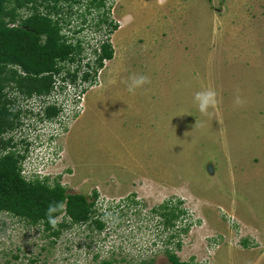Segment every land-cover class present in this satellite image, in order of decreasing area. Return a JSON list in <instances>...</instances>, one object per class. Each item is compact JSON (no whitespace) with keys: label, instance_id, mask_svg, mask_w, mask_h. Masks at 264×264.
<instances>
[{"label":"rangeland","instance_id":"obj_1","mask_svg":"<svg viewBox=\"0 0 264 264\" xmlns=\"http://www.w3.org/2000/svg\"><path fill=\"white\" fill-rule=\"evenodd\" d=\"M104 1L80 36L104 38L117 24L115 55L98 83H81V113L68 110L53 139L54 125L18 98L29 112L15 136L32 146L31 172L90 200L98 193L105 229L75 225L47 239L43 227L0 214V264H172L173 234L183 262L264 264V0ZM75 11L71 33L82 26ZM132 75L147 82L129 92ZM206 89L216 104L202 114L193 94ZM178 202L184 222L166 231L161 207Z\"/></svg>","mask_w":264,"mask_h":264},{"label":"trees","instance_id":"obj_2","mask_svg":"<svg viewBox=\"0 0 264 264\" xmlns=\"http://www.w3.org/2000/svg\"><path fill=\"white\" fill-rule=\"evenodd\" d=\"M103 2L106 4L104 0H0V214L23 221L29 227H43L45 238L60 237L68 228L84 224H90L93 231L100 232L106 223L100 218L103 213L96 206L97 192L90 200L86 195L70 193L60 183V178L29 179L22 174V162L26 157L15 152L18 141L6 136L22 127L24 112L10 95H20L24 100L37 99L45 106L55 94L57 77L65 67H80H76L74 73L68 70L71 81L75 82L84 62H88V69L95 63L91 65L92 73L85 72L84 79L96 82L105 61L114 58L115 51L109 38L119 26L110 23L108 40L101 50L80 35L88 22L85 14H92V8L101 11L98 7L103 6ZM83 8L85 11L81 12ZM75 9L80 10L78 13L83 17L82 26L67 34L66 27L71 25ZM100 20L97 29L100 24L109 23L106 15ZM87 50L96 56L95 61L88 59ZM44 110L39 118L42 122L58 118L63 113L56 105ZM20 142L26 145V140ZM181 206L182 202H178L177 205L167 203L161 207L164 230H176L177 222H184L186 212ZM61 216H64L63 221L57 222ZM182 229L184 233L188 231L187 227ZM177 235L173 234L167 240L169 245L165 254L169 261L172 264H194L193 259L183 262L176 254L181 248L180 241H173ZM100 264L114 262L102 261ZM139 264H153V261L145 260Z\"/></svg>","mask_w":264,"mask_h":264},{"label":"built area","instance_id":"obj_3","mask_svg":"<svg viewBox=\"0 0 264 264\" xmlns=\"http://www.w3.org/2000/svg\"><path fill=\"white\" fill-rule=\"evenodd\" d=\"M71 32H67V34H70ZM108 33V32H107ZM95 36H97V32L94 34ZM108 34L106 35V37L104 38H96L94 37L96 40L94 39H88L90 41H92V43L94 44V47L97 48L98 50H101V46L104 44V42H106V40H108ZM87 63L88 62H84L82 66V70H79V73H78V78L75 82H72L70 77H69V73H68V70L71 71L72 73H74L76 71V67L78 68L79 66H72V67H69V65L67 67H65V70L57 77V80H56V92L55 94L49 98L48 100V103L47 105L43 106L41 105V101H38L37 99H28V100H24L22 98V96H18L16 94H11L10 98L12 99H16L17 100V103L19 102L18 98L20 99H23V101H29V106L28 108L30 109V116H33L34 119H36V122L38 123H44L43 125H46L48 122L51 123L52 125H54V127L52 128L51 130V136L53 139H55L57 137L56 133L57 132H61L62 131V127L64 126V120H65V117L68 113V110L72 111L73 114H72V117L74 118L75 116L77 117L80 113H81V110H82V107L83 105L86 103L85 101V92L86 89H84V84H81V83H85V82H89V81H86L84 79V74L85 72H91L92 73V66L91 65H95L94 64H91L90 65V68L91 69H88L87 68ZM105 64H107V61H105ZM80 68V67H79ZM78 68V69H79ZM102 70V69H101ZM100 72V71H99ZM99 74V73H98ZM67 79V80H64ZM77 81L80 83H77ZM98 83V77H97V80L96 82H90V85H94ZM76 84H77V87L80 86L79 88H81V91L80 93L77 92L76 90ZM62 88V90H61ZM16 96V97H15ZM65 98H68L66 99L65 101L63 99ZM84 103V104H83ZM19 104V103H18ZM50 105H56L57 107H59L60 109L63 110V113L58 117V118H55L53 120H48V119H45V121H40V114H44V109ZM20 107H22L20 104H19ZM23 108V107H22ZM38 111L37 112V115H33L34 112H35V109ZM27 109L23 108V112H24V115H26V113H28L29 111H26ZM29 116V115H28ZM23 124V123H22ZM44 128V127H43ZM20 129H17L14 133H12L11 135L13 136H8V138H11V137H14L16 140H18L15 136V133L19 132ZM45 135V134H44ZM21 140H25L24 138H21ZM37 142V141H36ZM35 142V143H36ZM30 143H33L32 141ZM31 149H32V146L27 144L23 150H21V153L22 154H26L28 155V159H30V154L32 153L31 152ZM45 153H48L47 151H45L43 154ZM48 154H51V153H48ZM42 158V154L40 153L39 156H38V159L37 160H41ZM27 160H25L24 162H26ZM22 174L27 177V178H32V176L35 174L34 172H31L29 169H28V166L23 163L22 165Z\"/></svg>","mask_w":264,"mask_h":264},{"label":"clouds","instance_id":"obj_4","mask_svg":"<svg viewBox=\"0 0 264 264\" xmlns=\"http://www.w3.org/2000/svg\"><path fill=\"white\" fill-rule=\"evenodd\" d=\"M109 21V20H108ZM71 26V25H70ZM72 27V26H71ZM67 31V30H66ZM68 32V31H67ZM108 34V33H107ZM106 65V64H105ZM105 65H104V67H105ZM147 82V77L146 76H143V75H132V76H129V78H128V82H127V89H128V91L129 92H133L136 88H138V87H141L142 85H144L145 83ZM215 96H216V94H215V92L214 91H212V90H210V89H206V90H202V91H197V92H195L194 94H193V101H194V103L196 104V106H197V108H198V110L202 113V114H207V112H208V109L210 108V107H214L215 106V104H216V100H215ZM235 102L237 103V104H239V103H241V99H240V97L239 96H237L236 98H235ZM9 135H11V133L9 134ZM8 135V136H9ZM8 136H6L7 138H8ZM18 141V147L19 146H22L23 148L27 145H25V146H23V143L22 142H20L19 140H17ZM22 141V140H21ZM15 152H17L18 154H20V155H23V156H25L26 158L23 160V162H22V165H23V163H25L24 161L25 160H27V158H28V155H26V154H22L21 153V150H16ZM49 177V176H48ZM32 178H47L46 176H43V174H41V173H35L33 176H32ZM30 179V178H29ZM51 179V178H50ZM55 179V178H54ZM98 209V208H97ZM98 211H100L99 209H98ZM100 213H103L104 214V212H100ZM67 222L69 223L70 222V220L68 219L67 220ZM86 225V224H85ZM104 261V260H103ZM109 261H113L112 259H110ZM109 261H106V262H109Z\"/></svg>","mask_w":264,"mask_h":264},{"label":"flooded vegetation","instance_id":"obj_5","mask_svg":"<svg viewBox=\"0 0 264 264\" xmlns=\"http://www.w3.org/2000/svg\"><path fill=\"white\" fill-rule=\"evenodd\" d=\"M21 123H22V122H21ZM18 129H20V128H18ZM16 130H17V129H16ZM16 130H14L13 132H11V134L14 133Z\"/></svg>","mask_w":264,"mask_h":264}]
</instances>
